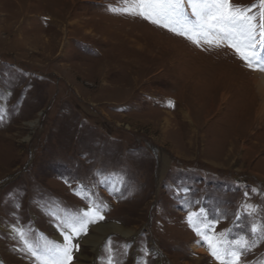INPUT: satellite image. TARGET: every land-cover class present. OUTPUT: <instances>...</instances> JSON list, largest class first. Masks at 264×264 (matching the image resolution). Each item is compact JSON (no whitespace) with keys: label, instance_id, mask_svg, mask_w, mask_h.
I'll list each match as a JSON object with an SVG mask.
<instances>
[{"label":"rangeland","instance_id":"1","mask_svg":"<svg viewBox=\"0 0 264 264\" xmlns=\"http://www.w3.org/2000/svg\"><path fill=\"white\" fill-rule=\"evenodd\" d=\"M110 6L124 0H0V264H34L13 226L60 242L52 216L85 209L82 186L108 206L98 225L134 234L81 240L74 264H106L109 242L113 264H218L188 223L201 209L218 240L255 242L241 264H264L255 71Z\"/></svg>","mask_w":264,"mask_h":264},{"label":"snow or ice","instance_id":"2","mask_svg":"<svg viewBox=\"0 0 264 264\" xmlns=\"http://www.w3.org/2000/svg\"><path fill=\"white\" fill-rule=\"evenodd\" d=\"M124 4L123 7L110 6L108 10L141 18L184 37L197 47L202 44L217 48L227 46L248 69L264 72V0H260L258 6H242L235 4L233 0H124ZM168 106H173L171 101ZM74 194L83 199L87 207L64 215L53 214L52 218L56 220L62 237L60 242L36 244L29 241L23 227L13 226L11 229L21 245L20 250L34 264H74L75 254L80 251L81 238L88 235L91 225L104 219L103 211L108 206L97 203L86 186H82ZM244 195L247 197L248 192ZM244 207L246 210H254L252 205ZM194 218L197 223H194ZM239 218L238 216L237 219ZM187 219L196 235L205 241L210 255L218 264H241L242 255L255 246V242L249 243L243 236L227 244L218 240L213 235L218 221H209L204 209L199 214L189 213ZM257 231V226L253 225L251 232L256 234ZM107 253L106 264H113L110 242Z\"/></svg>","mask_w":264,"mask_h":264},{"label":"bare ground","instance_id":"3","mask_svg":"<svg viewBox=\"0 0 264 264\" xmlns=\"http://www.w3.org/2000/svg\"><path fill=\"white\" fill-rule=\"evenodd\" d=\"M253 75H254L253 76V83L257 87L256 88L257 94L259 95V100H260L259 105L255 109V116L258 119L264 120V72L255 71V74H253ZM98 223L99 222L90 226V228L92 227L93 230L97 233H93V234L89 233L88 235L81 238V240H83V241L80 240L85 245L90 246L94 252H98L102 241L105 239V236L112 233V232L113 233H119L123 237H130L134 234V232L132 230H129V229L125 228L124 226H118L116 224H106L103 222H100V224L98 225ZM92 228H91V230H92ZM58 238H59V241L62 240L61 236H59ZM195 248L200 252H203V249H204V248L203 249L199 248L197 246ZM81 254L82 253H80V255Z\"/></svg>","mask_w":264,"mask_h":264}]
</instances>
